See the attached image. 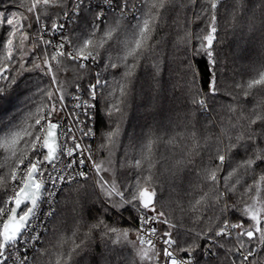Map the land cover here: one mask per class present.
Here are the masks:
<instances>
[{"label": "snow or ice", "instance_id": "obj_1", "mask_svg": "<svg viewBox=\"0 0 264 264\" xmlns=\"http://www.w3.org/2000/svg\"><path fill=\"white\" fill-rule=\"evenodd\" d=\"M10 7L0 99L40 102L0 134V264H264V0Z\"/></svg>", "mask_w": 264, "mask_h": 264}, {"label": "trees", "instance_id": "obj_2", "mask_svg": "<svg viewBox=\"0 0 264 264\" xmlns=\"http://www.w3.org/2000/svg\"><path fill=\"white\" fill-rule=\"evenodd\" d=\"M11 0H0V10H3L5 8H8L10 11L15 10L14 8L10 7ZM195 27V26H193ZM228 39H231V34L229 32ZM231 52V49L226 48L225 53L229 54ZM17 55V58H19V53H15ZM115 55V53H113ZM256 56V53L253 52L251 54V58H254ZM249 60H236V67L237 72L239 73L236 76L237 80L241 79H247V76L243 73L244 66L248 65L250 63ZM4 62V53L2 50H0V64H3ZM30 66V65H29ZM19 71V69H17ZM10 75H16V72H11ZM30 78L33 81V83H41V79L38 75L35 73L30 74ZM63 79V76L61 77ZM145 79V76L143 74V70H141V81L143 82ZM3 83V82H0ZM25 95L23 94V86L21 88L17 89V91L14 94L11 95H5L2 99H0V134H2L4 131H6L8 128H10L13 124L19 123L20 120L24 117V115L27 113L28 107L32 106L34 104H37L40 102V97L37 96L34 101H30L29 104L26 105L25 103ZM140 105V99L138 98L136 101V107L135 109H130L128 116L126 118L124 127L129 132L132 133L133 131L139 135L141 132L148 131V128L145 126L147 124H150L151 121H149L145 115H144V109L139 106ZM176 101L172 99L171 93H169L168 100L164 102L165 109H175L177 107ZM34 110V107H33ZM99 135L100 131H97V141L96 144L99 143ZM123 143L127 145L128 141L127 138H122ZM22 147V145H21ZM7 155L4 153L3 149H0V163H3L4 156ZM119 155V151H118ZM107 156V153H101L98 158H104ZM3 171V170H0ZM251 183V181H249ZM97 213L95 211L91 212V216H95ZM135 213H129L125 212L123 214V217H117V216H111L109 218V223H113L118 227L121 228H131L133 226L134 221L131 219L132 216H134ZM69 228L71 227L70 220L68 222ZM55 224H49V228H55ZM70 234V233H69ZM47 239L44 240V243L47 244L48 240H52L51 233L45 234Z\"/></svg>", "mask_w": 264, "mask_h": 264}, {"label": "built area", "instance_id": "obj_3", "mask_svg": "<svg viewBox=\"0 0 264 264\" xmlns=\"http://www.w3.org/2000/svg\"><path fill=\"white\" fill-rule=\"evenodd\" d=\"M66 103H68V106H69V108H70V107H71V104H72L73 102H72V101H67ZM96 141H97V137L94 138V139H92V140H88V139H86V140H85V143L92 144L93 147H94L95 144H96Z\"/></svg>", "mask_w": 264, "mask_h": 264}]
</instances>
